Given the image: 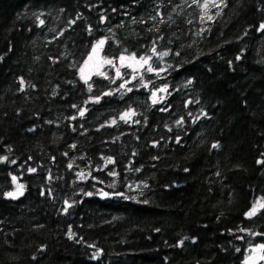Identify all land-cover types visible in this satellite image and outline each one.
<instances>
[{"label":"trees","instance_id":"trees-1","mask_svg":"<svg viewBox=\"0 0 264 264\" xmlns=\"http://www.w3.org/2000/svg\"><path fill=\"white\" fill-rule=\"evenodd\" d=\"M202 1L0 0V264H244L264 242V0ZM100 40L154 71L85 82Z\"/></svg>","mask_w":264,"mask_h":264},{"label":"rangeland","instance_id":"rangeland-1","mask_svg":"<svg viewBox=\"0 0 264 264\" xmlns=\"http://www.w3.org/2000/svg\"><path fill=\"white\" fill-rule=\"evenodd\" d=\"M203 4L205 3H208V8L212 7V4L210 2V0H203L202 1ZM91 59H88V61L85 63V69H83V79L86 80V81H91V80H94L98 75V73H103V75H105L108 71V69H110L111 67H114V69L116 70L114 72V75L116 76H119L121 77L122 79H125V74L128 72V68H132V75H134L135 73L136 74H139L141 73L143 70H146L148 65H144L143 67L137 65L135 63V61H129V60H125V61H121L119 60L117 64H108V63H105V61L107 60H104L102 59L100 53H97V51L95 53H93L91 56ZM138 60V59H136ZM131 64V67H129L128 65ZM149 64L151 65V60L149 61ZM117 70H119V75H117ZM121 72V74H120ZM129 74L131 75V73L129 72ZM157 94L160 92V89L156 91ZM160 94V93H159ZM124 112L121 113L122 116H124ZM81 173H83V178L81 177ZM89 176V172L87 171H80L78 173V178L79 179H86L88 178ZM15 184L18 185H23L20 181H16ZM17 186L14 190V192L17 191ZM259 204H264V197L260 196L256 199V201L254 202V206H257ZM252 207V208H253ZM251 208V209H252ZM261 208H259L260 210ZM258 210V211H259ZM259 245H264V242L263 243H257V244H254V245H251L249 250H248V253L246 255V260L248 258H250L251 256H253L254 254H258L259 256H264V249H259ZM262 262H264V259H262Z\"/></svg>","mask_w":264,"mask_h":264},{"label":"snow or ice","instance_id":"snow-or-ice-1","mask_svg":"<svg viewBox=\"0 0 264 264\" xmlns=\"http://www.w3.org/2000/svg\"><path fill=\"white\" fill-rule=\"evenodd\" d=\"M194 2H198V0H194ZM208 3H205L202 5L203 8L207 9L208 8ZM213 6L214 7H219V5L215 4L214 0H213ZM213 17L212 16H208L207 19L208 20H211ZM41 23H43V21H41ZM261 30H264V24H262L261 26ZM105 41L104 40H100L97 45H96V48L93 49V52L95 53L97 51V49L101 48L103 45H104ZM152 53L156 56H158L159 58H163L164 56H167L169 55L168 52H157L156 51V48L153 47L152 48ZM89 59H91V57H89ZM152 59L151 56H147V57H140L139 60H136L135 58V55L133 54L132 56H129V57H125V56H121L120 57V60L123 62L125 60H129V61H135V63L141 67H143L144 65H148L147 67V71L149 72H152L154 71V69L151 67V65L149 64V61ZM105 63H108V64H113L114 62L112 60H108V61H105ZM129 67H131V64L128 65ZM82 74H83V69L81 70ZM100 75H103V73H98ZM117 75H119V70H117ZM87 82V81H85ZM121 87H124V85H121ZM89 89H91V85H89ZM128 91H131V89H128ZM163 91V90H162ZM153 96V100L152 102L155 104L157 103V97H156V93L154 92L152 94ZM135 113L134 112H131V113H125L124 116L121 117V119H126V118H129L131 115H134ZM80 115L83 116L84 113L83 111L80 112ZM113 123H115V121H113ZM177 123L179 124L180 121H177ZM213 147H218V145H213ZM109 163H111V159L109 158ZM34 171V169H33ZM81 177L83 178V173H81ZM23 185H18L17 186V191L16 192H10L8 193V196L9 197H13V198H16L20 195H23ZM88 195H91V193H88ZM259 208H264V204H259L257 206H254L251 211L247 214L249 217L255 215L257 213V211L259 210ZM70 237L72 236L71 233H69ZM182 243V242H181ZM259 249H264V245H259L258 246ZM99 255V253H97V256ZM261 259H264V256H261L260 257Z\"/></svg>","mask_w":264,"mask_h":264},{"label":"bare ground","instance_id":"bare-ground-1","mask_svg":"<svg viewBox=\"0 0 264 264\" xmlns=\"http://www.w3.org/2000/svg\"><path fill=\"white\" fill-rule=\"evenodd\" d=\"M257 256V261L256 262H262V259L260 258L261 256L256 255ZM254 255L251 256L250 258H248L247 260H244V264H251L252 260H254ZM253 258V259H252Z\"/></svg>","mask_w":264,"mask_h":264},{"label":"water","instance_id":"water-1","mask_svg":"<svg viewBox=\"0 0 264 264\" xmlns=\"http://www.w3.org/2000/svg\"><path fill=\"white\" fill-rule=\"evenodd\" d=\"M253 258H254V260H252L251 264H257V262H256V261H257V256H256V255H254V257H253ZM253 258H252V259H253Z\"/></svg>","mask_w":264,"mask_h":264}]
</instances>
